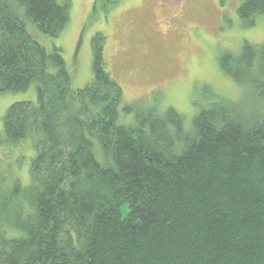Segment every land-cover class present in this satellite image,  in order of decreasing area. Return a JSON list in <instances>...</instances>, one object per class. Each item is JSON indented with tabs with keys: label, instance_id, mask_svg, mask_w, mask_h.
Masks as SVG:
<instances>
[{
	"label": "trees",
	"instance_id": "1",
	"mask_svg": "<svg viewBox=\"0 0 264 264\" xmlns=\"http://www.w3.org/2000/svg\"><path fill=\"white\" fill-rule=\"evenodd\" d=\"M18 9L56 38L70 3L0 0V94L36 86V103H13L2 120L4 144L30 139L35 153L28 184L0 202V264H264V44L219 64L259 90L255 106L213 97L187 129L173 109L123 104L103 36L92 38L90 84L72 90L61 52L31 39ZM237 11L252 27L264 0ZM120 110L134 126L118 123ZM20 192L26 214L5 215Z\"/></svg>",
	"mask_w": 264,
	"mask_h": 264
},
{
	"label": "rangeland",
	"instance_id": "2",
	"mask_svg": "<svg viewBox=\"0 0 264 264\" xmlns=\"http://www.w3.org/2000/svg\"><path fill=\"white\" fill-rule=\"evenodd\" d=\"M67 1L69 20L56 38L39 32L22 15L23 10L16 13L21 14L31 39L45 52L59 49L72 90H84L92 80V38L98 35L104 37V70L120 87L123 104L137 103L162 113L173 109L187 129L213 97L238 103L244 110L255 106L250 94L257 95L259 90L235 84L219 67L226 55L238 53L244 43L264 44V16L255 17L254 26L244 29L238 19L237 10L248 0H162L160 4L157 0ZM16 102L35 104L36 86L32 84L25 92L0 94L3 204L14 185L28 184L35 153L30 139L14 146L4 144L2 120L7 108ZM118 123L134 126L135 119L120 110ZM21 197V192L12 194L5 215L15 218L18 211L26 214L28 205ZM7 230V237L16 236L12 227Z\"/></svg>",
	"mask_w": 264,
	"mask_h": 264
},
{
	"label": "flooded vegetation",
	"instance_id": "3",
	"mask_svg": "<svg viewBox=\"0 0 264 264\" xmlns=\"http://www.w3.org/2000/svg\"><path fill=\"white\" fill-rule=\"evenodd\" d=\"M159 1H161V3L163 2L162 0H157L156 2H157V4H160L159 3ZM173 1V0H172ZM177 1V0H176ZM179 1H181V0H179ZM171 22V21H170Z\"/></svg>",
	"mask_w": 264,
	"mask_h": 264
}]
</instances>
